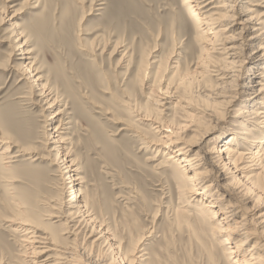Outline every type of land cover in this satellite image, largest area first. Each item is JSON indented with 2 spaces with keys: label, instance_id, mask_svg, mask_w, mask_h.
<instances>
[{
  "label": "rangeland",
  "instance_id": "obj_1",
  "mask_svg": "<svg viewBox=\"0 0 264 264\" xmlns=\"http://www.w3.org/2000/svg\"><path fill=\"white\" fill-rule=\"evenodd\" d=\"M4 1L0 0V133H5L4 137L19 148L33 147L31 156L38 160L31 165L24 159L4 160L13 163L0 176L12 177L14 182L12 190H5L0 181V259L6 264H23L17 257L18 243L4 229L8 225L5 221L15 213L12 201L26 200L42 209L45 204L40 201L46 199L59 209L72 200L73 190L77 189V182L69 184V175L63 174V167L60 169L61 155L47 143V136H56L51 129L57 125L48 127L47 117L59 113L55 120L66 124L60 137L73 143L74 153L67 158H77L81 167L77 176L71 174L73 178H83V187L78 189L93 200L94 214L98 221L108 224L111 239L106 244L96 227V233L91 235L84 228L76 237L61 236L63 242L91 250L104 264H119L120 255L133 256L130 253L134 247L138 264H229L221 254L228 247L222 246L225 233L209 231L211 222L205 225V232L194 228L191 221L197 219V203L178 197L171 169L159 164L162 154L159 152L154 158L156 150L142 141L156 135L138 118L129 116L123 106L130 101L142 112L146 107L157 108L159 119L174 127L184 123L181 120L186 114H195L197 122L210 129L203 144L205 149L225 145L229 132L237 131L233 117L242 98L218 118L208 117L209 112L203 111L204 96L225 84L212 72L222 62L218 50L221 38L213 39L216 52H202L199 56L201 49L211 44L196 37L187 7L194 3L10 0L5 5ZM263 1L248 0L251 15L264 12ZM5 6L7 9L2 12ZM216 30L211 29L206 38L211 39ZM21 31L24 38L18 35ZM25 39L27 42L23 43ZM34 59L32 68H37V72L27 70L20 75L14 71ZM201 59L205 61L202 67L206 73L195 76L196 62ZM175 72H179L181 80L173 78ZM37 78L42 81L34 84L47 83L51 97L58 99L52 106L51 101L41 100V86H31ZM172 80L176 83L169 86ZM106 111L110 114L106 115ZM137 129L140 135L134 133ZM260 130L251 128L255 137L260 136ZM181 135L185 138L191 133ZM3 150L4 147L0 153ZM10 150L14 152L16 148ZM194 152L187 154V159L194 157ZM263 182L264 177L258 185ZM214 198L211 195L208 202L214 204ZM255 201L251 200L250 208ZM69 205L70 202L65 206ZM211 209L220 215L218 205ZM176 211L184 213L185 218L177 221ZM258 212L264 213V204ZM52 222L60 234L63 222Z\"/></svg>",
  "mask_w": 264,
  "mask_h": 264
},
{
  "label": "bare ground",
  "instance_id": "obj_2",
  "mask_svg": "<svg viewBox=\"0 0 264 264\" xmlns=\"http://www.w3.org/2000/svg\"><path fill=\"white\" fill-rule=\"evenodd\" d=\"M9 1H4L5 5ZM190 2L194 3V7H189V5L187 7L193 19L196 37L210 41L211 44L206 45V49L205 47L201 49L203 51H200V58L202 52H216L217 44H212L215 41L213 39L217 36L221 38V47L218 50L222 56V62L219 61L218 65L214 64L215 70L212 72L225 85L220 89H212L204 96L206 105L203 111L209 112V114L206 113L208 117L216 115L215 118H218L222 111H227L236 104L239 98H242L236 115L233 117L237 131L229 132L225 145L205 149L203 144L210 134V129L200 125L201 123L197 122L199 118H196L195 114V116L191 113L186 114L181 120L184 123L174 127L159 119L157 113L160 110L158 111L157 108L153 110L146 107L142 112L140 108L133 107L130 101L123 106L129 116L138 118L137 121L144 123L156 135L146 140L142 138V141H146L145 145L150 148L153 146L156 150L154 158L159 152L162 154L159 164L171 169L178 197L185 199L186 202L190 200L197 203L194 208L197 219L193 218L191 221L194 228L205 232V225L211 222L212 226L209 231L217 230L225 233L227 238L223 240L222 246L228 247H223L225 249L221 250V254L229 264H264V213L258 214V208L264 204V182L258 185L264 177V142H262L264 139V12L258 16L251 15L253 11L247 7L249 6L248 0H184V4ZM6 9L7 6L2 9V12ZM211 29L217 30L212 33L211 39L206 38L211 34L209 33ZM18 35L21 38L25 36L22 31ZM99 39L95 37L94 40L100 42ZM25 42H27L26 39L23 43ZM117 45L116 43L114 49ZM207 46L210 47L207 48ZM247 49L250 52L247 53ZM30 53L31 51H28L27 54ZM125 56L126 53L122 57ZM27 59L29 58L24 57V60ZM35 62L36 59L25 68L15 67L14 71L20 75L23 72L26 73L27 70L35 72L37 68H32ZM197 62L194 68L195 74H193L202 76L206 73L202 67L205 61L201 59ZM175 70L177 72L178 67ZM176 72L173 78L177 77L181 80L179 72L177 74ZM36 81L40 82L42 79L37 78L31 82V86H41L39 91L41 100L47 103L51 101L50 106L56 103L58 99L51 97L49 85L47 83L35 85ZM175 83L176 81L172 80L168 85ZM104 113L110 114L108 111ZM58 114L47 117L48 127L57 123L51 129L52 134L56 133V136H47L49 140L47 143L53 150L58 151V155H61L62 160L58 164H62L60 169L63 167V174L69 175L68 183L77 182L75 183L77 189L73 190L72 200L65 203L66 205L70 202V205L68 207L61 205L62 208L58 209L57 204L45 199L40 201L45 204V206L41 205V209L26 200L12 201L15 213L5 221L8 225L4 229L18 243L20 249L17 257L20 263L104 264V260L94 256L91 250L88 251L72 243L69 245L63 242V238H60L65 236L67 239V235L76 237L84 228H88L91 235L98 227L99 238H103L106 244L111 240L108 235V224L106 225L103 220L98 221L94 214L93 200L84 191L78 189L83 187V178H73L71 174L74 173L73 175L77 176V173L81 172V167L77 163V158L68 160L74 153L73 143L69 142V138L60 137L62 134L60 132L66 130V124L55 120ZM112 119L116 120L114 117ZM253 126L262 130L259 131V137L253 135L251 131V128L254 129ZM183 132H190L191 135H186L184 138L181 135ZM134 133L140 135L138 129ZM4 134L0 133V150L4 147L3 152L0 153V175L9 171L13 163V161L4 162L5 159H24L29 162V165L38 160V157L31 156L34 152L33 147L19 148L10 143ZM10 148L12 150L16 148V151L12 152ZM193 150H195L194 157L187 159V154L192 153ZM199 151L202 153L197 155ZM231 171L235 173L228 177L227 174ZM0 181L4 183L5 190H12L10 188L14 182L12 177L0 176ZM211 195L216 197L214 204L218 205V209L221 210L219 216L222 215V219L217 216V211L211 209V207H216L211 200L208 202ZM203 196L207 198V201ZM252 199L256 201L250 208L249 204ZM174 214L179 217V219L176 218L177 221L185 218L184 213L176 211ZM54 219H57L59 223L63 222L61 224L63 227H60L59 231L61 235L54 228L55 223L52 222ZM218 219L219 221L216 222ZM212 222L214 224L216 222L214 227ZM186 224L190 225L189 222ZM221 224H224V228ZM111 243L108 244L110 247L113 246ZM229 244L232 245L229 246ZM136 250L137 248H132L130 254L133 256L128 253L123 256L119 254L120 258L117 263L138 264L137 257L134 258ZM0 264L6 263L0 259ZM109 264L115 263L110 262Z\"/></svg>",
  "mask_w": 264,
  "mask_h": 264
}]
</instances>
